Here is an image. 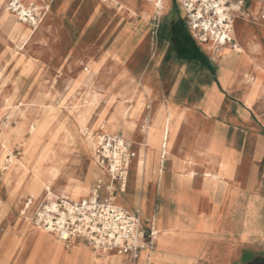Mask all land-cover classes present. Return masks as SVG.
<instances>
[{
  "label": "crops",
  "instance_id": "0c3cea01",
  "mask_svg": "<svg viewBox=\"0 0 264 264\" xmlns=\"http://www.w3.org/2000/svg\"><path fill=\"white\" fill-rule=\"evenodd\" d=\"M174 1L181 8L183 17H171L170 36L166 41L174 46V61L186 63H171L166 67L155 65L153 69L140 64L137 67L126 65L122 67L120 79V88L126 97H142L144 109L134 118V128L122 125L119 132L122 131L124 137L134 141L138 157L141 151L151 148L156 159L149 175L141 178L135 162L130 184L121 193L124 196L118 195V200L126 199L124 203H118L127 211L138 214L143 228L153 229V247L140 251L137 257L111 253L107 260L104 257L95 260L87 256L89 247L77 244L82 241H75L71 243L72 246L82 245L79 254L81 261L94 260L93 264H251L264 260V255L248 251L242 254L241 251L244 246H258L264 240L258 245L248 241L236 242L226 233L227 230L240 231L245 224L250 194L255 195L257 188L264 185V176L258 174L260 167H264V134L257 136L254 129L253 133L243 132L242 135L240 126L250 125L251 122L249 112L238 109L232 116L218 118L228 98L222 90L235 88L234 83L231 89H227V81L224 85L222 75L224 70L233 71L235 65L227 67L222 60L217 69L212 65L191 37L181 4ZM46 4L49 6L50 0ZM170 4L168 0L165 8L170 10ZM121 17H126L128 22L120 37L122 60H125L135 50L139 51L145 32L139 30L142 24L139 17ZM134 19L137 24L135 21L131 23ZM126 21L124 19V23ZM177 30H180V34L174 35L173 31ZM253 31L259 37L258 31L252 29L245 42ZM176 35L180 36L181 44ZM167 52L168 49L163 55L169 60L171 55ZM194 52L203 54L206 62L194 60L190 56ZM217 54L231 60L238 53L231 50L227 56ZM202 70L215 75L216 80L212 84L198 85L204 88V97L197 99L186 95L191 87L192 74L197 71L201 74ZM161 72H167L168 79L161 78ZM146 87L150 94L144 90ZM210 92L216 95H209ZM108 98L109 93L102 100L106 102ZM120 101L118 97L114 104ZM148 102L154 105L150 113L147 112ZM150 116L153 122L161 119L164 123L168 119L171 126L165 137L169 153L163 159L160 158L163 123L154 124L158 137L153 147L149 145L143 130ZM212 140L219 141V144L210 145ZM223 164L227 171L223 169ZM259 196L264 198V194ZM261 212L264 214V205ZM90 253L93 255L94 251ZM224 257H227V261Z\"/></svg>",
  "mask_w": 264,
  "mask_h": 264
},
{
  "label": "rangeland",
  "instance_id": "374dc122",
  "mask_svg": "<svg viewBox=\"0 0 264 264\" xmlns=\"http://www.w3.org/2000/svg\"><path fill=\"white\" fill-rule=\"evenodd\" d=\"M245 1L247 5L250 4L254 11L256 10L258 0ZM170 2V10L164 8L161 13L155 14L149 21L138 16L142 21L139 30L145 32L140 49L137 52L135 50L134 54L122 60L123 56L121 54L123 51L120 45V37L128 22L126 21V17H121L122 14H119L116 7L108 5L103 0H50V7L46 4L47 0L28 1L26 7L29 11H33L32 18H34L36 22H33L32 18L29 16L26 17L27 24L23 21L18 22L25 24L32 31L39 26V29L35 30L28 40V45L25 46L26 42L21 38L9 39L4 27H0V157L2 155L1 133L8 127L13 131L18 128L19 119L17 115L21 113L28 115L34 114L39 120L47 117L49 119V136L45 139V142L50 143L53 138L55 150H59L60 147L65 148L64 155L68 158L71 163L70 165L75 168L79 179L85 180L90 170L92 160L90 157L85 156L88 154L84 153L81 149L80 140L81 138H88L89 132L79 131L81 137L71 138L68 140L69 142L65 141L61 133L59 134L63 123L75 120V115L71 113V110H73L75 103L78 101H76L70 93L90 60L101 63L100 73L104 76V79L107 78L109 81L118 78L119 75H121L122 67L126 65H129V67H137L140 64L143 67L153 69L155 65L163 67L171 63H177L178 65L186 63L184 61H174L176 56L172 51L174 46L172 42L170 44L166 41L167 37L170 36L169 22L172 19L171 17L175 19L183 17V12L175 1L170 0ZM9 4H11V0ZM141 4L142 2H140V5ZM35 6L39 7L40 10L36 11ZM14 10L15 8L12 7L11 12H14ZM1 14L2 9L0 8V17ZM40 18H42L41 21L44 20L41 25H39ZM124 19L126 21L125 23ZM134 21L135 24H137L135 19L131 20V23H134ZM260 26H264V24H256L245 19L238 20L234 24L233 29L235 45L243 47L249 31L252 29L257 30L260 37L258 42L263 48L262 54L264 55V27L262 28ZM191 37L194 38L192 34ZM194 40L216 69L221 63V60L227 67L235 65L233 71L224 70L222 75L223 84L227 81V86L224 84L225 87L231 89L235 83V88L231 91L222 90L224 95L228 98L218 118H222L224 115L227 117L232 116L238 109L241 112H249L251 122L250 125L240 126L242 135L244 134L243 132L253 133L254 129L256 130L257 136L264 134V90L257 97L252 107L247 108V103L244 102L247 85L244 82L245 78L243 75L251 70V66L247 60L238 54L231 60L224 59L215 51L214 43L203 44L197 38H194ZM230 48V50H234L232 45ZM167 49L169 51L167 54L171 55L169 60L167 56L163 55L166 53ZM32 63L34 65H32ZM199 70H201V68H199ZM9 74H11V76ZM161 78L168 79V73L161 72ZM213 80H216L215 75L205 72L204 70H202L201 74L197 71L196 74H192L191 76V87L187 90L186 95H191L197 99L204 97V88H200L198 85L200 83L206 84L207 82L212 84ZM119 89L121 88L119 87L115 91ZM85 90V86L79 84L75 89V94L78 97L82 95V100L87 94ZM147 92L150 94V91ZM164 92L167 95V89H165ZM209 95L215 96L216 94L210 92ZM103 98H105V94H103ZM105 103L106 102L102 100L97 109V114L105 108ZM119 104L120 102L115 103L112 107V111H114ZM134 105L137 107L136 102H134ZM148 106L147 112L150 113L153 111L154 105L152 102H148L147 107ZM97 114L94 116L92 124L89 127L90 131L98 118ZM93 135L94 139L97 140L94 156H92L96 163L94 169H98L100 175L97 179H92V181H90V189H93L92 193L82 199L77 197L80 199L79 201L63 196L54 199H41L34 208V214L32 215L31 224L34 229L39 228L35 224V219L40 208L43 203L49 202V200L55 201L56 199L64 198L76 203L91 200L93 199V193L98 180H103L104 183L99 193L101 200L107 198L108 193L106 186L110 182V175L108 173L110 167L108 163L103 167L100 161L101 155L98 149L100 148L99 142L102 136L117 137L124 141V143L130 144L132 146V151L136 153L137 157L133 159L128 169V188L132 167L135 162H137L138 166L141 156L140 152L138 157L134 141L124 137L122 131L116 135L107 136L102 133L101 130H97ZM212 144H219V141L212 140L210 145ZM10 147V152L13 155L7 153L3 163H0V188L6 174V171L2 168L8 167V161L12 158L22 159L24 153L22 142L15 137L10 140ZM149 151L152 158L156 159L154 151L151 148ZM108 155L110 154L108 153ZM258 174L260 177L264 176V167H260V172ZM121 193L124 192H121L119 186L116 185L114 197L116 198L117 205L122 203V201L124 203L126 199L121 198L118 200V195ZM260 194H264V185L257 188L255 195L250 194L251 198L248 202L249 205L246 211L245 224L240 228V231H226V233L230 234L231 240H235L236 242L248 241L254 245L263 242L264 214L261 211L264 205V198L260 197ZM121 195L124 196V194ZM26 203L27 199L25 197L20 198L17 203L10 202L7 191L0 192V264L27 263L25 261L27 260V256L23 257V259L21 256L24 250L22 245H19L14 252L9 254V250L13 248L11 246L13 241H17L19 244L23 237L26 236V234H23L25 224L22 221V213ZM141 225H143L142 222ZM143 229L146 232L149 230L153 232L152 228ZM75 241H82L77 244H83L94 251L93 255H91V250L87 248L88 258L90 257L97 260L104 257L107 260L112 256L110 254H99L89 243L82 239L74 240L71 243L73 244ZM153 241L152 238L151 243ZM72 244L70 245L72 246ZM81 246L75 245L72 246L73 248L71 247V250L67 249L66 251L72 256L74 254L73 250L75 248L81 250ZM152 247L153 243L148 249L151 250ZM241 251L242 254L248 251L256 255H264V243L258 246H244L241 248ZM224 259L227 261V257H224ZM93 263L94 260L90 262L89 259H86L84 261L80 260L77 264Z\"/></svg>",
  "mask_w": 264,
  "mask_h": 264
},
{
  "label": "bare ground",
  "instance_id": "6f19581e",
  "mask_svg": "<svg viewBox=\"0 0 264 264\" xmlns=\"http://www.w3.org/2000/svg\"><path fill=\"white\" fill-rule=\"evenodd\" d=\"M9 1L10 0H0V8L2 9L0 27H4L9 39L21 38L25 40L26 46L34 31L39 29L38 26L32 31L25 24L18 22L23 21L27 24L26 17H33V11H29L26 7L28 1L30 2L31 0H11V4H9ZM103 1L110 6L116 7L120 14L128 16L129 19L141 16L146 21H149L155 14L161 13L168 2V0ZM140 2H142L141 5ZM12 7L15 8L14 12H11ZM259 9L260 4L256 7L255 12L257 13ZM35 10L39 11L40 9L35 6ZM219 12L221 11L219 10ZM41 19L42 18H40L39 25L44 22V20L41 21ZM32 21L36 22L34 18H32ZM260 27L263 28L264 26ZM258 39L259 37L256 32L253 31L250 32L243 47L235 46L236 52L246 59L251 66L250 72L244 75V82L247 85L244 98L245 102L250 107H252L257 97L264 90V55L262 54V46L258 42ZM230 47L231 46L228 45L220 48L218 53L227 56L231 52ZM100 64L101 63H96L91 60L88 61L78 82L74 85L70 93V95H73L76 101H78L75 103L73 110H71V113L75 115V120L63 123L59 131V134L61 133V135L64 136L66 142H69L68 140L71 138L81 137L79 131L89 132L88 138H81L80 140L81 149L84 153L88 154L85 156L90 157L92 160L90 170L85 180L79 179L75 168L70 165L71 163L64 155L65 148L60 147L59 150H55L53 138L50 143L45 142V139L49 136V119L47 117L39 120L34 114L28 115L21 113L17 115L19 119L18 128L13 131L8 127L1 133L2 155L0 157V163H3L7 153L13 155L10 152V140L12 138H17L23 144L24 153L22 159L12 158L8 161L9 166L2 168L6 171V174L0 192L7 191L10 202L17 203L22 197L27 199L25 209L22 213V221L25 224L23 234H26V236L23 237L19 244L17 241H13L11 244L13 248L9 250V254H11L19 245H22L24 250L21 256L22 259L27 256V260H25L27 262L26 264H77L80 261L79 249L75 248L72 256L67 253L66 250H71L72 246L70 243L66 242V238L60 239L58 236L46 230L33 228L31 221L34 208L41 199H54L63 196L79 201L89 196L93 191V189H90V181H92V179H97L100 175V171L94 169L96 163L92 156H94L97 140L94 139L93 134L97 132V130H101L102 133L107 136L116 135L122 125L128 128H134V118L137 113L144 109V100L142 97L139 99H134V97L127 98L123 89L115 91L120 87L122 75H119V77L113 81H109L107 78L104 79V76L100 73ZM32 65L34 64L32 63ZM9 75L11 76V74ZM79 84L85 86V91L87 93L86 97H83L82 100V95L78 97L75 94V89ZM144 90L146 92L149 91L147 87ZM108 93L110 94V98L107 99L105 108L97 114V109L103 99V94ZM118 97L121 99L120 104L112 111L114 101ZM134 102L137 103V107L134 105ZM96 114L98 118L90 131L89 127ZM151 117L152 116H150V119L148 118L146 120L143 130L147 135L149 145L152 147L156 143L158 137L154 124H162L163 121L159 119L157 122H153L151 121ZM163 126L161 159L169 153L168 145L165 140L166 131H169L171 128L168 119H165ZM220 148L221 146H219L218 149ZM209 151L213 152L211 149H209ZM154 161L155 158H152L149 150L141 151L138 162L140 178L141 176L149 175L153 169L152 165ZM222 167L225 171L228 170L224 167V164ZM97 252L99 254L103 253L101 251Z\"/></svg>",
  "mask_w": 264,
  "mask_h": 264
},
{
  "label": "built area",
  "instance_id": "2783aa9c",
  "mask_svg": "<svg viewBox=\"0 0 264 264\" xmlns=\"http://www.w3.org/2000/svg\"><path fill=\"white\" fill-rule=\"evenodd\" d=\"M177 1L185 11L186 25L194 38L203 44L214 43L216 52L228 45L235 50L233 29L238 20L264 24V0H258L260 9L257 13L245 0ZM99 146L102 166L108 163L110 167L107 198L101 200L99 193L104 183L98 180L93 199L77 203L64 198L49 200L40 208L35 224L60 239L66 238L70 244L82 239L105 254H132L137 257L140 251L152 246L154 232H146L139 216L117 205L114 197L116 185L121 192L126 191L128 169L137 155L130 144L117 137L102 136Z\"/></svg>",
  "mask_w": 264,
  "mask_h": 264
},
{
  "label": "trees",
  "instance_id": "16d2710c",
  "mask_svg": "<svg viewBox=\"0 0 264 264\" xmlns=\"http://www.w3.org/2000/svg\"><path fill=\"white\" fill-rule=\"evenodd\" d=\"M180 30H177V31H173V33H174V35L176 34V33H178V34H180V32H179ZM172 33V34H173ZM177 36V35H176ZM177 40L179 41L178 43H180V36H177ZM181 44V43H180ZM192 55H190V56H192L193 57V59L194 60H205V62H206V58H205V56L203 55V54H196V52H194V53H191ZM208 65L210 66V63L208 62ZM210 70H211V67H210Z\"/></svg>",
  "mask_w": 264,
  "mask_h": 264
},
{
  "label": "water",
  "instance_id": "95a60500",
  "mask_svg": "<svg viewBox=\"0 0 264 264\" xmlns=\"http://www.w3.org/2000/svg\"><path fill=\"white\" fill-rule=\"evenodd\" d=\"M257 264H264V260H260V261H258Z\"/></svg>",
  "mask_w": 264,
  "mask_h": 264
},
{
  "label": "flooded vegetation",
  "instance_id": "af4514ba",
  "mask_svg": "<svg viewBox=\"0 0 264 264\" xmlns=\"http://www.w3.org/2000/svg\"><path fill=\"white\" fill-rule=\"evenodd\" d=\"M258 262H252L251 264H257Z\"/></svg>",
  "mask_w": 264,
  "mask_h": 264
}]
</instances>
